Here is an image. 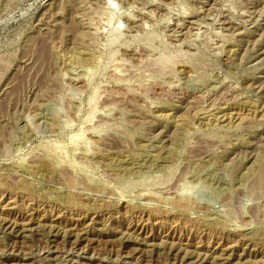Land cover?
<instances>
[{
    "label": "rangeland",
    "instance_id": "rangeland-1",
    "mask_svg": "<svg viewBox=\"0 0 264 264\" xmlns=\"http://www.w3.org/2000/svg\"><path fill=\"white\" fill-rule=\"evenodd\" d=\"M0 264H264V0H0Z\"/></svg>",
    "mask_w": 264,
    "mask_h": 264
}]
</instances>
